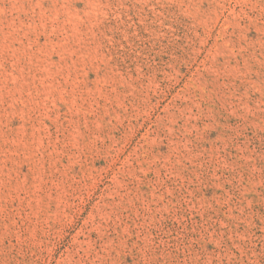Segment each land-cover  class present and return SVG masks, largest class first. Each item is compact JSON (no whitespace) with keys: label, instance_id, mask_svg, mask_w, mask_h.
Listing matches in <instances>:
<instances>
[{"label":"rangeland","instance_id":"rangeland-1","mask_svg":"<svg viewBox=\"0 0 264 264\" xmlns=\"http://www.w3.org/2000/svg\"><path fill=\"white\" fill-rule=\"evenodd\" d=\"M0 264H264V0H0Z\"/></svg>","mask_w":264,"mask_h":264}]
</instances>
